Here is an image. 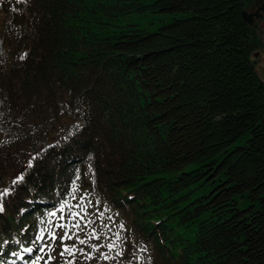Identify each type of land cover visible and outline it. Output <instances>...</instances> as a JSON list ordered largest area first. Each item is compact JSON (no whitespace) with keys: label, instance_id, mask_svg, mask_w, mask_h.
<instances>
[{"label":"trees","instance_id":"1","mask_svg":"<svg viewBox=\"0 0 264 264\" xmlns=\"http://www.w3.org/2000/svg\"><path fill=\"white\" fill-rule=\"evenodd\" d=\"M251 3L0 0V264L82 204L150 264H264Z\"/></svg>","mask_w":264,"mask_h":264},{"label":"rangeland","instance_id":"2","mask_svg":"<svg viewBox=\"0 0 264 264\" xmlns=\"http://www.w3.org/2000/svg\"><path fill=\"white\" fill-rule=\"evenodd\" d=\"M3 17H0V28ZM52 229L42 240L40 251H26L31 257L21 264H65L86 261L89 264H150L148 253L135 236L127 234L117 217L109 213L97 215L92 205H70L66 212L54 213ZM79 225V227H76ZM71 239L66 238V235ZM53 236L56 238L53 239ZM61 237H65L61 240ZM80 241H83L81 243ZM28 249V248H25ZM72 251L73 260H67ZM71 258V257H70ZM67 263V264H68Z\"/></svg>","mask_w":264,"mask_h":264},{"label":"flooded vegetation","instance_id":"3","mask_svg":"<svg viewBox=\"0 0 264 264\" xmlns=\"http://www.w3.org/2000/svg\"><path fill=\"white\" fill-rule=\"evenodd\" d=\"M247 11L255 15L254 24L251 25L258 43L257 49L253 54L254 68L255 71L258 70L264 74V0H252L251 6Z\"/></svg>","mask_w":264,"mask_h":264},{"label":"water","instance_id":"4","mask_svg":"<svg viewBox=\"0 0 264 264\" xmlns=\"http://www.w3.org/2000/svg\"><path fill=\"white\" fill-rule=\"evenodd\" d=\"M254 16L250 14L248 11L243 12V18L247 24L250 26L254 24ZM257 75L260 77V80L264 83V74L261 71L256 70Z\"/></svg>","mask_w":264,"mask_h":264},{"label":"snow or ice","instance_id":"5","mask_svg":"<svg viewBox=\"0 0 264 264\" xmlns=\"http://www.w3.org/2000/svg\"><path fill=\"white\" fill-rule=\"evenodd\" d=\"M25 55H27V54H24V55H22L21 57H20V59H24V56ZM22 178V177H21ZM13 183H16V181H13ZM3 211V206L2 205H0V212H2ZM76 227H79V225H76ZM121 227H123V225H121ZM66 235V238H68V239H71V237L70 236H67V234H65ZM56 237L55 236H53V239H55ZM65 237H61L60 239L61 240H63ZM81 243H83V241H80ZM25 251H31L30 249H25Z\"/></svg>","mask_w":264,"mask_h":264}]
</instances>
